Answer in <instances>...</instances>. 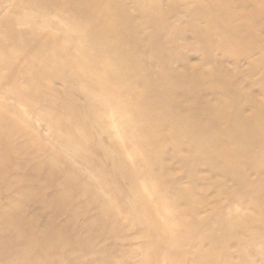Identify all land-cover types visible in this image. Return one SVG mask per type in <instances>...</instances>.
Listing matches in <instances>:
<instances>
[{
  "label": "rangeland",
  "instance_id": "1",
  "mask_svg": "<svg viewBox=\"0 0 264 264\" xmlns=\"http://www.w3.org/2000/svg\"><path fill=\"white\" fill-rule=\"evenodd\" d=\"M0 264H264V0H0Z\"/></svg>",
  "mask_w": 264,
  "mask_h": 264
}]
</instances>
